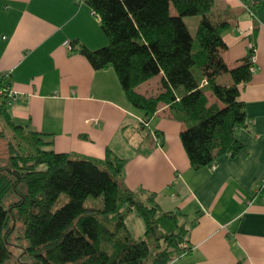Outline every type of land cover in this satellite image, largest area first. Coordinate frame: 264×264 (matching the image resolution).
Segmentation results:
<instances>
[{
	"label": "trees",
	"instance_id": "1",
	"mask_svg": "<svg viewBox=\"0 0 264 264\" xmlns=\"http://www.w3.org/2000/svg\"><path fill=\"white\" fill-rule=\"evenodd\" d=\"M85 1L108 44L89 50L75 48V40L72 50L94 69L112 67L128 102L144 112L143 121L159 102L168 103L186 124L179 137L192 169L242 149L234 133L246 126L239 85L252 76L253 49L227 66L222 34L229 11H213V0ZM192 15L199 16L196 44L184 21ZM159 73V93L136 91ZM221 74L231 83H219ZM7 84L9 77L2 75L0 86ZM207 90L217 102L209 103ZM8 108L1 95L0 122L17 140L7 142L8 158L0 163V264H8L15 242L31 264H169L191 251L180 212L163 211L154 194L143 197L126 187V159L110 147L102 159L55 152L49 134L15 124ZM258 192L264 194V182ZM132 212L144 222L142 239L130 235L126 217Z\"/></svg>",
	"mask_w": 264,
	"mask_h": 264
},
{
	"label": "crops",
	"instance_id": "2",
	"mask_svg": "<svg viewBox=\"0 0 264 264\" xmlns=\"http://www.w3.org/2000/svg\"><path fill=\"white\" fill-rule=\"evenodd\" d=\"M212 9L231 15L222 34L228 67L253 45L255 70L239 85L246 126L234 131L242 143L236 155L192 169L179 137L186 124L168 103L143 121L114 69H94L72 50L75 40L89 50L108 44L85 0H0V72L18 94L8 112L15 124L49 134L55 152L102 159L110 147L126 159V187L154 194L160 209L180 212L187 224L191 251L169 264H264V0H213ZM161 77L136 91L155 96ZM217 81L231 83L228 74Z\"/></svg>",
	"mask_w": 264,
	"mask_h": 264
},
{
	"label": "rangeland",
	"instance_id": "3",
	"mask_svg": "<svg viewBox=\"0 0 264 264\" xmlns=\"http://www.w3.org/2000/svg\"><path fill=\"white\" fill-rule=\"evenodd\" d=\"M171 10L172 13H174L173 9ZM184 21L186 22L188 29L190 30V33L194 39V43L196 44L195 31L199 22V16H186L184 17ZM0 131H2L4 134L3 137L0 135V163H4L8 158L7 142L10 140L15 143L17 139L12 138L13 136L11 129L3 122H0ZM126 224L128 226L130 235L134 239H142L144 237V222L135 212L133 214L127 215ZM14 244V246H11L12 257L8 261V264H31L30 259H28L25 255H19L20 252H22L19 244L16 242ZM145 264H149V261H146Z\"/></svg>",
	"mask_w": 264,
	"mask_h": 264
},
{
	"label": "built area",
	"instance_id": "4",
	"mask_svg": "<svg viewBox=\"0 0 264 264\" xmlns=\"http://www.w3.org/2000/svg\"><path fill=\"white\" fill-rule=\"evenodd\" d=\"M248 49L251 50L253 49V45L252 43H248ZM251 60L254 63V53L251 56ZM255 70L254 65L251 66V72L253 73ZM2 75L7 76L6 74H4L3 72H0V77ZM3 95L6 100H7V105L11 106L12 104H14L17 100H18V94L12 89L10 84H7L5 86H0V96Z\"/></svg>",
	"mask_w": 264,
	"mask_h": 264
},
{
	"label": "bare ground",
	"instance_id": "5",
	"mask_svg": "<svg viewBox=\"0 0 264 264\" xmlns=\"http://www.w3.org/2000/svg\"><path fill=\"white\" fill-rule=\"evenodd\" d=\"M94 13V12H93Z\"/></svg>",
	"mask_w": 264,
	"mask_h": 264
}]
</instances>
